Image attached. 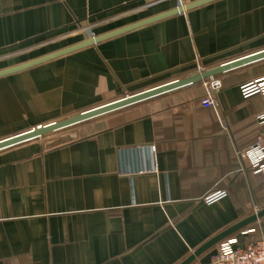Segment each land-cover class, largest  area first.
<instances>
[{"label":"crops","instance_id":"0c3cea01","mask_svg":"<svg viewBox=\"0 0 264 264\" xmlns=\"http://www.w3.org/2000/svg\"><path fill=\"white\" fill-rule=\"evenodd\" d=\"M175 6L0 0V69L83 40L71 36L81 22L98 23V35ZM262 50L264 0L207 2L0 76V140L183 78L198 59L210 68ZM262 75L264 58L213 76L217 107L201 106L197 82L80 123L57 145L0 150V264H179L250 215L264 204V173L240 154L261 131L264 100L239 86ZM216 190L226 196L205 203ZM239 234V246L258 240Z\"/></svg>","mask_w":264,"mask_h":264},{"label":"water","instance_id":"95a60500","mask_svg":"<svg viewBox=\"0 0 264 264\" xmlns=\"http://www.w3.org/2000/svg\"><path fill=\"white\" fill-rule=\"evenodd\" d=\"M213 0H192L189 2L184 3L183 5H177L167 11L158 13L151 17L136 21L134 23L125 25L123 27L108 31L106 33L92 35L86 39H83L77 43L64 47L62 49L53 51L51 53L36 57L34 59L28 60L26 62L10 66L4 69H0V76L7 75L10 73H14L17 71L24 70L26 68L41 64L43 62L49 61L51 59L57 58L59 56L65 55L67 53L79 50L89 45L96 44L104 39L113 37L115 35L127 32L139 26L151 23L153 21L189 10L191 8L197 7L199 5L205 4ZM264 58V50L247 55L240 59L224 63L215 67H210L209 69L198 72L192 73L187 75L183 78L176 79L165 84L158 85L156 87H152L150 89H145L143 91L137 92L135 94H131L108 103L84 110L77 114L41 125L39 127L24 131L22 133H18L7 138L0 140V150L19 145L22 143H26L35 139H38L42 136L48 135L50 133L66 129L70 126L77 125L88 120L110 114L115 111H119L125 109L126 107L133 106L142 102H145L149 99L157 97L161 94L168 93L170 91L179 89L181 87L194 84L197 82H201L202 80L217 76L223 72L230 71L232 69L241 67L243 65L252 63L254 61L260 60ZM264 217V207L252 213L241 220L235 222L234 224L230 225L229 227L225 228L208 241L200 245L197 249H195L188 257H186L183 261L179 264H190L192 263L201 253L208 250L209 248L216 245L218 242L223 240L224 238L235 234L236 232L244 229L245 227L249 226L250 224L254 223L255 221L259 220L260 218Z\"/></svg>","mask_w":264,"mask_h":264},{"label":"built area","instance_id":"2783aa9c","mask_svg":"<svg viewBox=\"0 0 264 264\" xmlns=\"http://www.w3.org/2000/svg\"><path fill=\"white\" fill-rule=\"evenodd\" d=\"M186 3L179 0L178 5ZM209 69L197 60V67L193 73L203 72ZM206 86L204 95L200 98V104L203 107H217L218 103L215 97L216 88L219 81L214 77H208L201 81ZM240 92L244 97L259 94L264 100V75L251 79L239 86ZM261 125V131L256 141L248 149L243 151L240 156L247 159L256 173H264V111L258 116ZM226 196L225 190H216L203 198L207 204L213 203ZM251 225L240 230L238 233H251L254 231ZM264 224L261 227L260 238L253 243L239 246L238 233L232 234L216 244V252L209 261H193L190 264H264Z\"/></svg>","mask_w":264,"mask_h":264},{"label":"rangeland","instance_id":"374dc122","mask_svg":"<svg viewBox=\"0 0 264 264\" xmlns=\"http://www.w3.org/2000/svg\"><path fill=\"white\" fill-rule=\"evenodd\" d=\"M157 1V0H156ZM175 3H176V6L178 5L179 3V0H174ZM185 2H188L189 0H184ZM100 25L98 23H93L91 21H85V22H81L78 27L76 28L74 34H72L71 36H74V38H81V39H86L94 34H96L97 32V29H100ZM48 39V38H47ZM64 39V36L63 37H56L55 39H51V40H48V41H45L43 42V45L41 46L42 47H51L53 46L56 42L60 41ZM46 40V39H45ZM39 49V48H38ZM197 67V65L195 66ZM196 68L193 69V71L195 70ZM191 71V72H193ZM178 76H175V77H172L170 80H168L167 82H170V81H173V80H176V79H180L177 78ZM165 82V83H167ZM163 83V84H165ZM161 85L159 83H154V84H150L149 86H145V87H140L138 89H128L126 91H124L121 95H119L118 99L119 98H122V97H125V96H128V95H131V94H135L137 92H140V91H143L145 89H150L152 87H156L158 85ZM203 85V84H202ZM152 86V87H151ZM204 89L206 90V86H204ZM143 103V102H142ZM140 104V103H139ZM99 106V105H98ZM131 107V106H129ZM129 107H126V108H129ZM93 108V107H92ZM125 108V109H126ZM90 109V108H89ZM87 110V109H85ZM121 111V110H119ZM82 112V111H81ZM115 112H118V111H115ZM113 112V113H115ZM108 115V114H106ZM62 116V115H61ZM105 115L103 116H100V117H97V118H94V119H100L102 117H104ZM60 117V116H59ZM61 118H65V117H61ZM94 119H91V120H88V121H92ZM86 121V122H88ZM86 122H83V123H86ZM82 124V123H81ZM79 125V124H77ZM77 125H73V126H70L66 129H62V130H59V131H56V132H53V133H50L48 135H45V136H42L38 139H40L42 141L43 144L45 145H48V146H53V145H57L58 143H61L67 139H69L70 137H73L75 135H73V129L75 127H77ZM260 197H256V200H259ZM262 207H264V204L263 205H256L255 208H252L251 209V212L249 214H252V213H255L256 211H258L259 209H261ZM264 224V217L260 218L259 220H257L255 223L251 224V228L254 229L253 232H251V236H250V239L249 240H256V239H259V232L261 230V227L262 225ZM240 236V234L238 233L237 236Z\"/></svg>","mask_w":264,"mask_h":264}]
</instances>
